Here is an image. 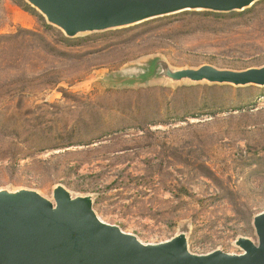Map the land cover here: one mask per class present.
<instances>
[{
	"label": "rangeland",
	"instance_id": "rangeland-1",
	"mask_svg": "<svg viewBox=\"0 0 264 264\" xmlns=\"http://www.w3.org/2000/svg\"><path fill=\"white\" fill-rule=\"evenodd\" d=\"M153 59L263 66L264 0L74 38L0 0V190L62 186L144 244L184 233L192 254H240L264 212V87L142 79Z\"/></svg>",
	"mask_w": 264,
	"mask_h": 264
},
{
	"label": "water",
	"instance_id": "water-1",
	"mask_svg": "<svg viewBox=\"0 0 264 264\" xmlns=\"http://www.w3.org/2000/svg\"><path fill=\"white\" fill-rule=\"evenodd\" d=\"M25 1L49 25L74 38L184 11H243L259 0ZM156 75L173 82L264 87V65L238 71L211 65L171 70L153 59L142 79ZM252 225L256 242L238 238L240 254L196 255L188 250L184 233L144 244L98 218L91 197H72L62 186L53 189L52 201L32 190H0V264H264V212L253 217Z\"/></svg>",
	"mask_w": 264,
	"mask_h": 264
},
{
	"label": "trees",
	"instance_id": "trees-1",
	"mask_svg": "<svg viewBox=\"0 0 264 264\" xmlns=\"http://www.w3.org/2000/svg\"><path fill=\"white\" fill-rule=\"evenodd\" d=\"M65 42H69V40H66Z\"/></svg>",
	"mask_w": 264,
	"mask_h": 264
},
{
	"label": "bare ground",
	"instance_id": "bare-ground-1",
	"mask_svg": "<svg viewBox=\"0 0 264 264\" xmlns=\"http://www.w3.org/2000/svg\"><path fill=\"white\" fill-rule=\"evenodd\" d=\"M99 218V217H98Z\"/></svg>",
	"mask_w": 264,
	"mask_h": 264
}]
</instances>
